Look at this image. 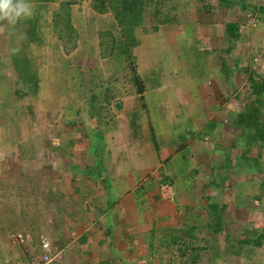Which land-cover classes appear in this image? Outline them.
<instances>
[{"label": "rangeland", "instance_id": "374dc122", "mask_svg": "<svg viewBox=\"0 0 264 264\" xmlns=\"http://www.w3.org/2000/svg\"><path fill=\"white\" fill-rule=\"evenodd\" d=\"M137 1L135 44L121 36L126 28L111 0H22L31 5L30 16L15 24L0 19V233L9 224L11 229L34 234L39 220L56 232L50 225L59 226L73 200L81 209L87 207L75 196L79 189L75 183L70 186L71 176L60 174L68 164L92 165L90 172H102L103 179L109 175L111 185L107 160L116 174L125 162L124 170L131 171L134 180L147 175L157 158L140 153L139 139L122 146L106 130L119 123L124 127L123 121L115 120L117 112L125 121L132 118L131 106L135 111L141 101L129 104L128 100L139 94L141 75L155 71L149 60L159 64L158 57L168 50L169 55H183L181 61L190 64L195 76L208 75V67H214L222 102L231 99V107L220 114L222 147L236 141V150L207 153L201 159L203 170L177 178L175 188L183 197L173 202L174 214L163 215L166 221L154 231L146 234L139 225L126 230L117 220L131 221L127 205L118 210L124 213L116 210L100 221L97 226L105 240L129 242L115 255L119 260L109 259L108 264H264V240L262 245L254 242L264 231V144L245 148L247 136L239 126L240 114L261 106L259 99L264 102V0ZM233 22L239 24L235 36L228 30ZM33 27L37 37L31 38ZM235 87L237 96L227 94ZM108 97L115 106L99 115L97 110ZM121 100L126 105L116 107ZM261 114L264 117V104ZM152 130L157 141L151 143L157 144L161 137L154 124ZM106 153L119 160H106ZM244 156L258 158L259 164L253 159L247 162ZM192 165L196 166L189 163L186 168ZM82 191L80 196L87 193ZM69 195L75 197L68 199ZM57 196L61 207L54 202ZM157 196L166 193L158 189ZM215 203L221 211L219 229L213 226ZM1 238L2 234L0 260L15 254L9 246L3 247Z\"/></svg>", "mask_w": 264, "mask_h": 264}, {"label": "crops", "instance_id": "0c3cea01", "mask_svg": "<svg viewBox=\"0 0 264 264\" xmlns=\"http://www.w3.org/2000/svg\"><path fill=\"white\" fill-rule=\"evenodd\" d=\"M167 51L158 57L159 64H155L157 63L155 60H149V62L151 61L150 69H156L155 71L145 76L141 75L144 84L143 94L133 95L128 100V103L132 104L143 99V102L141 101L140 106L135 111V108L131 106L132 118L125 121L117 112L118 115L115 120L123 121L124 127L122 128L119 123V127L114 125V129L106 130V134H115L121 141L122 146H127L129 142L139 139L138 145L142 147L139 150L140 153H152L157 158L156 163L149 169L147 175L145 174L134 180L129 175L132 172L124 170L125 162L121 164L123 169L116 174L114 168H112L113 164L108 162L107 159L111 158L118 161V156L110 154L109 157L107 153L104 158L107 160L106 164H109V169H111L110 174L113 176V185H111L109 175L103 179L102 176H98L102 175V172H97L98 175L96 172H90L92 165L82 167L76 164H68L65 167L67 170L60 171V174L67 173V176H71L68 177L71 182L70 186L75 183V188L79 189L78 195L75 196H79L80 201L87 207L81 209L78 206L79 204L76 205L73 200L67 211L68 214L64 216L65 218L62 221L59 220L61 221V223H58L59 226L50 225L56 232L49 231L48 225L45 226L42 220L35 224L34 234L23 230L31 248L38 246L42 236L59 246L60 254L58 256H60V261L56 264H108L114 259L118 261L119 257L117 258L115 255L121 254L123 249L127 248L126 245L129 242L123 244L114 242L112 244L107 239L105 240L103 231L97 226L100 221L106 220L109 214L116 210L118 212L121 207L127 205L129 206L127 210L130 212L128 218L130 217L131 221L126 223L123 218L117 220L121 224H125L126 230L139 225V230L146 234L150 233L151 229L154 231L159 225L163 226L159 224L160 222L166 221L161 219L163 215L174 214V208L177 207L176 201L179 197H183L182 193L175 188L176 186L179 187V185H175L178 182L177 178H183L185 173L193 172V170L196 172L203 170V165H200L201 159H204L207 153H212L211 155L214 156L215 153H223V151L227 153L235 152L236 141H231V143L222 147V141L225 139L222 138L224 130L220 114L224 108L231 107V99H225L222 102L220 78L216 75L214 67L210 66L213 69L212 72V69L208 67L210 71L208 75L204 72V76L202 74L201 76H195L191 73L195 70L190 69L191 66H188L190 64L187 65L184 61H181L180 58L184 57L183 55H177V52L169 55ZM180 62L183 63L180 64ZM197 73H201V71H197ZM190 74L194 77L190 78ZM154 79L159 82L156 83L157 80ZM158 84L159 87H157ZM152 90H155V92ZM231 93H233L232 97L238 95L236 87L227 94ZM139 97H142V99L140 100ZM121 105H126V103L122 101ZM153 124L156 126L157 134L161 137L157 144L151 143L152 139L157 141L155 136L152 138L154 135ZM150 130H152L151 133ZM241 143L243 144V141ZM131 147L133 148V146ZM90 156L93 157L92 153H90ZM185 158H188V160L186 161ZM189 163H194L196 166L192 165L189 166L190 169H187L186 166ZM83 173L84 176L79 178V174ZM91 173L93 176L90 177L89 174ZM73 174L77 176L75 179L72 178ZM168 175H170V178H166ZM171 179L174 182L171 183ZM78 181L87 189L81 187L77 183ZM66 189L71 188L66 187ZM158 189H163L166 196H157ZM81 190L87 193L80 196L79 191ZM64 192L67 191L64 190ZM56 195L59 194L56 193ZM173 195H175L174 198ZM59 196L54 202H57L61 207L63 203ZM75 196L69 195L66 197L71 199ZM167 197L169 198L168 201ZM174 201L176 203H173ZM120 212L123 211L121 210L118 213ZM170 221H172V218ZM6 229V231L0 233L2 234L3 247L9 246L10 250L14 251L18 248V244L13 242L12 235L20 231L11 229L9 224ZM116 233L119 234V232ZM131 233H133L132 230ZM17 251L19 252V250ZM3 257L5 256L3 255ZM54 262L56 261L54 260L50 264H54Z\"/></svg>", "mask_w": 264, "mask_h": 264}, {"label": "trees", "instance_id": "16d2710c", "mask_svg": "<svg viewBox=\"0 0 264 264\" xmlns=\"http://www.w3.org/2000/svg\"><path fill=\"white\" fill-rule=\"evenodd\" d=\"M219 1L224 2V3H229L232 0H219ZM111 3L113 5L115 11L122 14V15H120L119 18H120V21L122 22L124 28H126V30L124 31V33H122L121 36L122 37L125 36L126 39L131 38L132 41L134 42L133 44H135L136 42H138V40L136 38V40H137L136 41L135 38H133V36H134L133 35V28H134L133 26L138 23V20L140 18V13H138V11H136L138 8V1L137 0H111ZM262 10H264V8H262ZM238 28H239V24L236 22L228 24V30H229L230 35H232V36H235L236 32H238V30H239ZM29 35L31 36V38L34 37L33 35H36V37H37V31L35 30L34 27L30 29ZM120 41H119L120 44H123V45H124V43L126 44V41H124V40L122 41V39H120ZM36 84L38 85V79L36 80ZM259 87H260V89H263V87H261L260 85H259ZM36 88L38 89V87H36ZM143 92H144V84L141 83L139 90H138V93L143 94ZM95 97H97V95H94L93 98H95ZM139 99L141 100L142 97H139ZM258 101L260 103H262L261 106H253L252 109L246 111L243 114H240V116H239V126H241L243 128L241 133H243L245 136H247V137H244V139H245L244 140V147L245 148H252V147H256V146L260 147V145L263 146V144H264V117L261 114L262 106H263L264 102L261 99H259ZM114 104H115V101L110 100V98L108 97L106 104L103 107H101L100 110H97L98 114L101 115L100 112L103 110L102 115H104L103 114L104 110L105 109L108 110V107L113 108V106H115ZM113 112L114 111H111V113H113ZM244 158H247L246 159L247 162L251 161L253 159L254 164H257V165L259 164L258 163L259 160L256 157L252 158L251 160L245 156H244ZM251 164L252 163H249V165H251ZM89 176L91 177V176H93V174L91 173V174H89ZM98 176H100V175H98ZM166 178H170V175L166 176ZM170 181H171V183L174 182V180H172V179ZM194 182L195 183L193 185L197 186L198 183H197L196 179L194 180ZM213 182L216 183V181H214V180H213ZM211 206L213 207V209L215 211L214 213H216L214 216L215 223L213 224V226L216 229H219L222 226L221 216H220L221 211L219 210L218 204L215 203V204H212ZM221 208L226 209L227 204H223L221 206ZM219 211H220V213H219ZM263 240H264V231L260 235H258V237L254 240V242L258 245H262Z\"/></svg>", "mask_w": 264, "mask_h": 264}, {"label": "built area", "instance_id": "2783aa9c", "mask_svg": "<svg viewBox=\"0 0 264 264\" xmlns=\"http://www.w3.org/2000/svg\"><path fill=\"white\" fill-rule=\"evenodd\" d=\"M12 239L18 248L14 250L13 256L3 257L0 264H50L60 254L59 246L44 236L38 246L33 248L29 246L28 238L22 231L14 233Z\"/></svg>", "mask_w": 264, "mask_h": 264}, {"label": "clouds", "instance_id": "9594fccd", "mask_svg": "<svg viewBox=\"0 0 264 264\" xmlns=\"http://www.w3.org/2000/svg\"><path fill=\"white\" fill-rule=\"evenodd\" d=\"M31 14V5L22 2V0H17V2H14V0H0V19H6L11 24H15L19 18L28 17Z\"/></svg>", "mask_w": 264, "mask_h": 264}, {"label": "water", "instance_id": "95a60500", "mask_svg": "<svg viewBox=\"0 0 264 264\" xmlns=\"http://www.w3.org/2000/svg\"><path fill=\"white\" fill-rule=\"evenodd\" d=\"M120 105H121V103H120V102H117V103H116V106H117V107H119Z\"/></svg>", "mask_w": 264, "mask_h": 264}]
</instances>
